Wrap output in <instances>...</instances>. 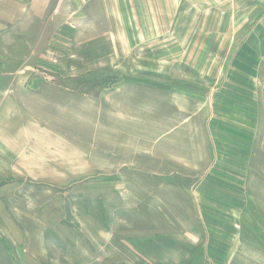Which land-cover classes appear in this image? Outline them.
<instances>
[{"label":"rangeland","instance_id":"rangeland-1","mask_svg":"<svg viewBox=\"0 0 264 264\" xmlns=\"http://www.w3.org/2000/svg\"><path fill=\"white\" fill-rule=\"evenodd\" d=\"M2 27L7 69L65 89L34 122V167L0 170V264H264V0H0ZM208 142L221 210L203 247L151 263L138 248L167 234L128 168L170 157L191 182Z\"/></svg>","mask_w":264,"mask_h":264},{"label":"crops","instance_id":"crops-1","mask_svg":"<svg viewBox=\"0 0 264 264\" xmlns=\"http://www.w3.org/2000/svg\"><path fill=\"white\" fill-rule=\"evenodd\" d=\"M13 37L14 35L11 33L4 34L3 27L0 29V170L34 167L33 164L26 165L28 161H33V146L35 143L38 144V139L42 135V130H34V122L40 120L42 114L48 113V100L51 97L54 99L55 95L48 90L56 89L55 93L60 96L64 95L65 89L64 85L50 81L22 79L21 76L26 72L25 70L7 69V60L1 58V46L4 42L11 45L14 41ZM173 130L169 129L160 139L170 137ZM106 137H108L107 140L111 139L108 135ZM109 150L111 154L118 153L113 149ZM203 150V153L198 152L196 157L193 156L190 164H184V167L188 169L202 170L199 171L200 174H197L198 177L196 176L197 178L191 182L187 177H176V170L183 166L173 167V163H169L170 157L165 160L166 162H163L162 167H160L161 163H158V169L149 171L148 174L151 176L146 174L142 166L135 165L131 169L128 168L138 186L136 194L138 215L162 218L160 219L162 229L154 230V232L167 234L165 240L162 241L163 245L159 244L161 243L159 239L162 240V238L154 235V240L149 246L138 248L139 250L143 249L142 256L151 263L156 262L161 248L180 247L179 242L181 244L183 241L188 243L192 239V243L189 242L190 244L187 246L199 249L203 247L201 234L211 230L208 217L214 216L221 210L218 205L213 203L223 202L219 196L221 194L217 191L208 192L209 189L206 186L218 181L216 176H206L213 170L214 162L210 161L205 167H202L200 162L204 157L207 160L212 159V144L208 142ZM44 151H46V147ZM42 152L37 149L34 157L37 158L35 167L40 170L45 168L49 161L47 154L43 155ZM154 155H157V151L154 152ZM127 162L130 161L127 160ZM134 173L137 176H134ZM146 185L151 187H144ZM214 211L216 212L214 213ZM197 260L202 263L201 257H198ZM204 263L207 264V260H204Z\"/></svg>","mask_w":264,"mask_h":264}]
</instances>
